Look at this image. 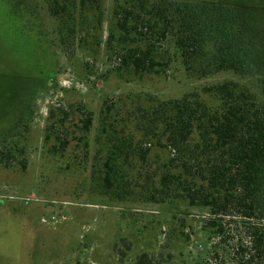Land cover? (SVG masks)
<instances>
[{
  "label": "rangeland",
  "instance_id": "374dc122",
  "mask_svg": "<svg viewBox=\"0 0 264 264\" xmlns=\"http://www.w3.org/2000/svg\"><path fill=\"white\" fill-rule=\"evenodd\" d=\"M123 1L102 0L92 14L70 0L66 13L53 18L48 0H21L22 16L14 20L9 4L0 0V133L19 120L0 138V150L10 141L19 148L4 160L11 165L0 162V264H135L142 254L145 264H264L239 218L224 217V233L215 236L208 209L182 200L153 203L140 188L125 189V175L136 176L137 169L125 167L117 151L123 178L118 188L103 189V163L113 157L116 141L110 139L132 132L133 122L125 126V119L135 117L137 107L189 93L215 106L203 90L223 82H235L256 103L264 102L262 84L253 76L189 75L170 40L163 44L171 57L164 71H113L119 47L106 41L109 32L117 33L113 10ZM104 101L111 105L117 134L101 132ZM80 105L91 113L88 132L81 128ZM155 153L165 157L151 149ZM250 221L264 227V220ZM244 245L243 257L238 252Z\"/></svg>",
  "mask_w": 264,
  "mask_h": 264
},
{
  "label": "trees",
  "instance_id": "16d2710c",
  "mask_svg": "<svg viewBox=\"0 0 264 264\" xmlns=\"http://www.w3.org/2000/svg\"><path fill=\"white\" fill-rule=\"evenodd\" d=\"M6 2L12 18H21V0ZM66 2L70 0H48L50 16L61 18L68 8ZM101 2L78 0L77 5L80 12L95 14ZM113 16L117 33L109 32L106 41L108 45L115 41L119 47L113 71L126 69L135 76L164 71L171 57L163 44L170 40L189 75L205 78L230 71L253 76L260 80L264 96V1L124 0L114 8ZM203 91L216 101L215 106L189 93L148 108L137 107L135 117L128 113L131 119H125V126L133 122L132 132L125 133V138L111 137L110 141L116 140L113 157L107 156L103 163L101 185L105 192L118 188L123 178L119 169L125 163L128 169H137L136 176L125 175V189L134 185L153 203L182 200L208 209L212 217L207 225L215 236L224 233V217L239 218L252 252L262 256L264 227L250 220H264V102L256 103L252 93L235 82ZM78 108L85 116L80 120L82 131L88 132L91 113L81 105ZM114 119L111 105L104 101L102 133L108 128L117 134ZM14 124L0 138L8 137ZM59 143L64 146L66 141ZM153 148L164 151L165 157L150 155ZM14 151L18 153L19 148L10 141L0 150V162L13 158ZM115 151L123 155V163L117 162ZM18 164L25 168L24 159ZM246 248L239 249L243 257ZM146 258L140 255L135 264H145Z\"/></svg>",
  "mask_w": 264,
  "mask_h": 264
}]
</instances>
